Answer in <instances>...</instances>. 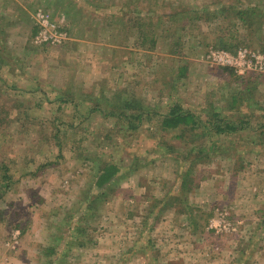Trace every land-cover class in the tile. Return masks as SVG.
I'll return each mask as SVG.
<instances>
[{"label":"rangeland","instance_id":"374dc122","mask_svg":"<svg viewBox=\"0 0 264 264\" xmlns=\"http://www.w3.org/2000/svg\"><path fill=\"white\" fill-rule=\"evenodd\" d=\"M247 3L264 7L0 0V174L7 167L12 179L6 190L0 182V264H264V76L207 58L220 36L264 48V27L250 33L219 9ZM127 8L151 14V29L130 31ZM39 9L66 31L64 44H34ZM177 10L191 20L158 17ZM177 103L245 128L212 139L161 132L156 119ZM114 104L153 115L129 131L105 117ZM111 161L121 170L98 187Z\"/></svg>","mask_w":264,"mask_h":264},{"label":"trees","instance_id":"16d2710c","mask_svg":"<svg viewBox=\"0 0 264 264\" xmlns=\"http://www.w3.org/2000/svg\"><path fill=\"white\" fill-rule=\"evenodd\" d=\"M156 2V1H154ZM154 3L150 2L149 4H147L144 7H152ZM219 9L221 10V13L223 11H226V13H232V15H234L233 19L230 20V22L236 21L238 20V24L242 25L244 28H246L250 33L252 31H263V27H264V7L259 5H251V3H247L245 7H234V8H229L227 6V4L225 5H220ZM136 10V8L134 9V11ZM184 10L182 11H175V13H171L170 15H166L163 13L159 12V18L161 17H166L168 16L170 19L169 20H176L177 19V15L182 13V17L188 18L189 20H191V16L190 17H186V15L183 13ZM151 13V12H150ZM206 13V22L210 21V13L208 11H205L204 14ZM131 12H129L128 8L127 10L123 13V16H125L127 18V16H129V18L126 19V21H124V23L126 22L127 25L129 24V22L133 23V25H131L132 27L130 28V31L135 30V29H144L147 26L151 29V23H149L148 25V20L151 18V14L146 13L144 15H135L133 17V15ZM156 16V15H155ZM213 16V15H212ZM157 17V16H156ZM200 17L196 16V19H199ZM190 24V23H189ZM126 25V26H127ZM2 31V29H1ZM140 33V32H139ZM166 33V32H165ZM175 36H172L171 39L173 40L174 44L177 45L178 43L175 41ZM158 40V39H157ZM157 40H153V43L156 44ZM218 41H215V46L221 50H226V51H231V52H236L237 46L234 47V43L233 42H229L228 40H226L224 37L220 36L218 39ZM64 44V42H63ZM62 45V44H60ZM58 45V46H60ZM249 48L252 49H256L254 46L252 47V45L247 46ZM261 53H264V48L262 47L261 50H259ZM129 101V100H128ZM133 103H139V99L138 98H134L132 97L130 99V102L125 103V105L128 106H133ZM135 104V105H137ZM118 104H114V106H112V110L108 112V114L105 115V117H108L109 115H111L112 117H120L122 118L124 121L126 120L127 122V128L129 129V131H133V130H137L140 126V122L143 121L144 118H151L152 112L149 111L148 113H146L145 115V111H135V112H131V113H123L122 110L119 111ZM158 113L154 114L157 115ZM221 114L215 112L212 116L211 119H209L208 121H205L201 118V116H199V114L194 113L192 111L189 110H185L179 103L177 104H173L172 106H170V109L164 114L160 115L158 117V119H156L159 123L160 126V130L161 132H169L171 130H179L181 131L180 135H177V137L182 138V135L184 134V131L186 130H190L192 132H195L193 137H198V136H202L205 135L207 138L210 137L211 139L218 136V137H222V136H228L231 133H238L241 132L245 126V122L246 121H242V120H236V122H238V124L234 121V120H229V119H223L220 117ZM262 132H264V126ZM202 129V130H201ZM200 130L201 132H196ZM214 147V143L211 144L209 149H206L205 146H201L197 153L198 154H204V155H208L210 151H214L215 149H213ZM136 163V162H135ZM133 163L131 165V167L137 166V164ZM118 163H114V161L111 162H106L104 164V166L100 169L101 173L100 175H98L97 177V186L98 187H103L106 184H112V182L115 180V176L119 173V171L121 170L120 167L118 166ZM4 169L2 170L1 174H0V182H1V188L3 187V189H8L11 188V175L9 174V170L7 167H3ZM53 250H50L49 252H52Z\"/></svg>","mask_w":264,"mask_h":264},{"label":"built area","instance_id":"2783aa9c","mask_svg":"<svg viewBox=\"0 0 264 264\" xmlns=\"http://www.w3.org/2000/svg\"><path fill=\"white\" fill-rule=\"evenodd\" d=\"M36 45H60L67 40V33L55 23L44 10L35 13ZM211 64L233 68L239 73L254 72L264 76V53L252 48H239L236 52L210 49L207 53Z\"/></svg>","mask_w":264,"mask_h":264}]
</instances>
